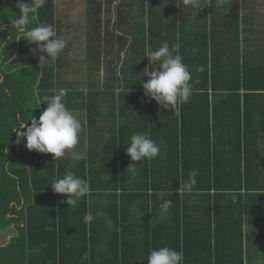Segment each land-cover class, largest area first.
<instances>
[{
    "label": "trees",
    "instance_id": "1",
    "mask_svg": "<svg viewBox=\"0 0 264 264\" xmlns=\"http://www.w3.org/2000/svg\"><path fill=\"white\" fill-rule=\"evenodd\" d=\"M131 1L132 23L136 35H140L145 29L142 24L147 18V0ZM167 1L169 14L171 0ZM30 2L0 0V237L12 231L0 246V264H148L150 250L164 246L182 249L184 264H199L204 256L193 251L189 243L184 246L180 243L181 209L185 208V218L189 210L197 217L198 205L194 203L192 207L189 199L209 196L213 190H236L238 198H243L244 191H255L261 181L258 206L264 213V162L259 147L264 146V61L249 58L240 62L238 23H232L228 37L234 42L217 37L219 0H210V3L203 0L202 8L197 10L187 29L195 31L193 59L199 62L197 68H202L196 71V79L193 76L188 101L193 105L189 113L186 104L177 115L175 110L165 109L145 96L142 87L146 82L145 65L138 69L125 61L120 69L116 64L120 60L117 62L115 58L120 57L124 45L109 53L100 69L87 70L86 87L91 97L89 102L82 101L81 109L92 132L87 156L80 160H75L70 152L53 160L51 153L27 149L26 139L16 143L14 129L21 122L30 126L33 113H37L38 117H33L38 119L47 107L43 103L38 106V98L51 96L57 88L64 89L61 79L66 49L57 60L40 65L39 57L47 58V54L24 40L13 24L20 17L18 4ZM236 2L226 0L224 11L230 14ZM209 10L212 12L210 29ZM49 16L42 6L35 19L30 18L28 28L40 24L55 27L50 24ZM54 27L56 34L65 39L60 23ZM142 44L146 45L145 40ZM150 46L153 51L157 50L153 43ZM210 58L214 60L211 76L209 66L204 67V61ZM212 91L214 97L215 93H224L220 104L218 95L216 104L210 103ZM72 93L73 90H67L64 97L68 109L81 104L70 103L74 99L69 101V97H77V93ZM135 97L139 100L136 105ZM223 98L228 100L225 107ZM112 112L120 125L115 120L110 122ZM97 127L100 130L95 132ZM136 133L162 136L159 142L165 155L158 163V172L156 169L150 172L155 185L130 181L131 171L126 170L130 164L137 167V172L145 167L142 163H149L148 160L131 161L125 152ZM211 136L214 140H207L215 141L216 146H210L208 141L205 144ZM204 148H208L206 152ZM190 169H196L197 183L190 192L181 191L179 186L188 180ZM66 171L90 183V193L75 206L68 205L65 197L54 193L50 185L57 175L62 178ZM145 181L149 182L148 176ZM150 190L159 192L150 197ZM89 197L96 200L102 214L95 213L97 206L90 210ZM166 200L171 203L164 210L162 205ZM89 212L94 219L87 224L83 217ZM210 215L203 210L198 218L210 223ZM254 224L264 227V220ZM121 225L126 227L122 236ZM183 230L181 235L190 236L183 239L197 242L196 230L190 233ZM261 231L258 240L261 242L255 249H261L264 264V230ZM85 253L87 259L83 258ZM243 260L240 250L238 255H228L223 264H244ZM212 261L211 258L208 264Z\"/></svg>",
    "mask_w": 264,
    "mask_h": 264
},
{
    "label": "crops",
    "instance_id": "2",
    "mask_svg": "<svg viewBox=\"0 0 264 264\" xmlns=\"http://www.w3.org/2000/svg\"><path fill=\"white\" fill-rule=\"evenodd\" d=\"M51 1V6L49 4L46 6V12L50 15V24H55V27H53L56 29L57 24L60 23L61 28H63L62 35H65V40L67 41L65 57L63 59L64 65L62 68V75H64L61 79V84L64 89L68 91L73 90V93H77L76 98L74 96L69 97V101L74 99V102L70 103H73V105L75 102L81 103L80 106L76 103V107L68 109L80 120L81 129L84 127L83 130H80V143H78L75 147L79 151V157L75 158L76 155L73 152L74 149L69 151L75 160L86 158L87 150L90 144V133L92 132L89 124L87 123V117L81 109L82 101L89 102L91 97L89 89L86 87L87 70L91 67L100 69V67L103 66V62L106 60V56H109V53L111 54L113 50L116 51L119 46L124 45V49L122 50L120 57L115 58L117 62L120 60L119 63H116L120 69L124 66L125 61H128L133 68L140 69L141 66L145 65V68L151 72L159 67V62L150 64L148 58L145 57V52L153 51L150 46L151 43L154 44L157 50L167 44L170 53L173 56L179 54L182 57L183 63L187 66L192 76L189 83H192L193 76L196 79V71L199 66V62H196V59H193L195 56L193 52L195 48L194 45L196 35L194 30L187 29L191 26L190 21L193 19L197 10L202 8L201 4L203 0H171V10H168L169 14L171 13V18H168L169 14L166 12V6L169 4L167 0H150L151 2L149 0L145 1V12L147 14V18L143 20L142 26L145 25V29L141 30L142 33H140V35H136L135 33L136 30L134 23H132V13L130 12V7L128 14H125V20L119 23L116 22L114 18V20L111 21V25H108V29H106L104 22H99L98 20L101 16L100 11H96V16L93 15L94 12L89 13L94 10L93 4H90L92 3V0ZM219 1L221 6L219 9L217 8V12L220 11V14H216V20L220 23V31L217 37H221V40L225 37L227 40L230 36L232 23H238V33L240 38L239 48L241 54L240 62L243 63V59L245 60L249 58L257 61H264V0H249V2H242L240 5H244L243 9H245L242 16L239 12L235 13L236 9H239L238 2L233 4L232 11L229 14L228 10L225 12L223 9V5L226 0ZM208 3H210V0H208ZM131 4L132 1L130 2V6ZM208 12L209 15L207 19L208 27L210 29L212 27V12L211 10ZM149 13L151 16H149ZM94 18H97V29H95ZM144 40L146 43L145 46L142 44ZM227 41L229 43V41L234 42L235 40L233 41L228 39ZM212 60L213 59L210 58L209 61H204V67L209 66L210 76L212 74ZM128 77L131 80V76ZM147 78L149 79V77L146 76V82L148 81ZM210 80L211 79H209V81ZM57 89L52 91L51 96L57 92ZM223 94L224 93H215L216 97L218 95V100H220L219 104L221 103L223 97H221V95ZM216 97H214V91H212L210 103L211 101H214L216 104ZM223 101V106L225 107V102L228 100L223 98ZM133 102L135 105L138 104V98L135 97ZM185 104V109L189 113L193 103L188 104L187 102ZM182 106L183 104L180 105L179 109H181ZM225 112L227 113V110ZM113 113L114 112H112L109 118L110 122L118 120V118H115ZM117 125H120L118 124V121ZM252 127H254V125H252ZM99 130L100 128L97 127L94 131L98 132ZM151 139L159 145L160 153L155 160L149 161L148 165H146L147 161L142 163L145 167L139 168L137 172H130V181L133 179L143 185L154 184L152 183L153 177L150 172L152 169H156L158 172V163L160 160L163 161V155H165V153H163L159 142L162 141L161 134H157L155 137H151ZM207 139L214 140V137L211 136L206 138L205 144L208 141ZM94 140L96 142L98 141V139ZM208 142L210 146H216L214 143L215 141ZM259 147L262 149V161L264 162V146L262 147L260 145ZM207 149L208 148H204L203 152H206ZM125 164L126 163H124V165ZM242 172H245L244 166L242 167ZM147 176L149 177V182L145 181ZM256 185L257 189L255 191L247 193L244 191L243 198H238V192L236 190H213L211 193H208L209 196L192 197L189 199L192 202V207L194 206V203L198 205L196 206L197 217L192 216L189 210L187 217L185 218V208L183 210L181 209L182 220L180 227H182V229L180 231V243L183 246L184 244L189 243L188 245L193 251L196 250V252H199L201 256H204L199 264H208L211 258L213 260L212 264H223L228 255H238V251L240 250L243 254L244 264H248V261L250 264H263V259L259 257V254L261 255V249L256 250L255 246L260 245L261 241H258L260 236L259 234L260 232L262 233L261 230H264V227H261V225L256 226L254 224H260L262 220H264V213L262 214V211L259 210L258 206L261 203L259 199L262 196V182L260 181ZM24 190L28 191V188ZM142 190L143 189H141V191ZM158 192L159 191L150 190L148 191V195L152 197ZM202 194L203 192L200 193L201 196ZM180 195L184 194L180 192ZM228 195H236V197L233 199V197H229ZM159 205L160 204L157 203V206ZM88 206L91 211L97 206L95 213L99 212L102 214V211L99 210L98 203L96 200L91 199V197H89ZM203 210H205L206 213H211L210 223L208 221L202 222V220L198 218L199 216H202ZM183 229H187L189 233L195 232L196 230L198 232V236L197 238H192H195L197 242H194V240L183 239L190 238V236L184 237V235H181L183 234ZM125 230L126 227L122 225L119 226L121 236L125 234ZM5 237L6 236L3 237V234L0 237V246L9 239V237ZM110 238L115 240L112 236H110ZM120 240L121 239H119V241ZM241 245L242 249L240 248ZM250 253L252 255V259H250ZM211 254L213 256H211Z\"/></svg>",
    "mask_w": 264,
    "mask_h": 264
},
{
    "label": "clouds",
    "instance_id": "3",
    "mask_svg": "<svg viewBox=\"0 0 264 264\" xmlns=\"http://www.w3.org/2000/svg\"><path fill=\"white\" fill-rule=\"evenodd\" d=\"M46 2L47 0H31L30 3L18 4L20 17L13 21L17 31L23 34L24 40L35 44L40 52L47 54V58L44 55L39 57L40 65L57 60L67 45V41L56 34L52 25L40 24L28 28L30 18L35 19L38 9ZM145 57L150 64L159 62L156 70L149 72L147 68L144 69L143 75L149 77L147 82L142 83L145 96L155 100L165 109L175 110L178 115L180 105L187 103L192 95V87L189 83L192 76L183 63L182 57L179 54L171 55L167 44L158 50L146 51ZM197 71H202V68H197ZM66 95L67 90L61 88L52 96L38 98V106L43 103L47 107L38 119L31 116L30 126L21 122L14 129L16 143L19 144L22 139H26L27 149L36 150L39 153H51L53 160H59L65 156L66 152L73 150L79 142L81 122L63 102ZM159 153V145L148 133L134 134L126 148V154L131 161H151ZM136 168L130 164L126 170L135 172ZM197 174L196 169H190L188 180L181 184L179 189L190 192L197 183ZM50 185L54 193L62 194L66 203L72 206L91 191L89 181L76 176L71 171H66L62 178L57 175ZM170 203L166 200L162 205L163 209L167 210ZM93 219L90 212L83 217L87 224H90ZM83 258L87 259V253ZM184 260L182 249L174 250L167 246L150 250L147 257L148 264H184Z\"/></svg>",
    "mask_w": 264,
    "mask_h": 264
},
{
    "label": "rangeland",
    "instance_id": "4",
    "mask_svg": "<svg viewBox=\"0 0 264 264\" xmlns=\"http://www.w3.org/2000/svg\"><path fill=\"white\" fill-rule=\"evenodd\" d=\"M247 1L248 0H238V8L240 10L235 8L236 9L235 13L239 12V13H241L240 15L242 16L244 14V12H245V9H243L244 5L242 6L240 4L242 2H247ZM91 2L93 4V6H95L93 8L95 11L93 10V12H96V11L97 12H99V11L101 12V16L98 19L99 22L100 21L104 22V25L106 26V29H108V25H111V21H113L114 18H115L116 22H119V23H121L123 20H125V18H126L125 14H128L131 0H92ZM47 4H49L51 6L52 1L51 0H49V1L47 0L46 6H47ZM43 8L46 9L45 6H43ZM93 15L95 16V13ZM94 19H95V24H94L95 25V29H97V26H96V24H98L97 18H94ZM100 74H103V73L101 72ZM35 115H37L36 112L33 113V116H35ZM37 117H38V115H37ZM83 129H84V127L81 130H83ZM78 143H80V142H78ZM73 152L76 155L75 158H78L79 157L78 149L74 148ZM11 233H12L11 230L6 232V233H3V237L6 236L5 238H7ZM259 257L261 259H263L260 254H259Z\"/></svg>",
    "mask_w": 264,
    "mask_h": 264
}]
</instances>
